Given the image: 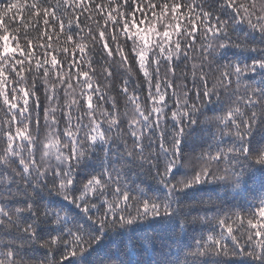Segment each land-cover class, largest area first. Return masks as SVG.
I'll return each mask as SVG.
<instances>
[{
    "label": "snow or ice",
    "instance_id": "1",
    "mask_svg": "<svg viewBox=\"0 0 264 264\" xmlns=\"http://www.w3.org/2000/svg\"><path fill=\"white\" fill-rule=\"evenodd\" d=\"M237 258L264 264V0H0V264Z\"/></svg>",
    "mask_w": 264,
    "mask_h": 264
},
{
    "label": "trees",
    "instance_id": "2",
    "mask_svg": "<svg viewBox=\"0 0 264 264\" xmlns=\"http://www.w3.org/2000/svg\"><path fill=\"white\" fill-rule=\"evenodd\" d=\"M185 2H187V0H185ZM24 15L27 16V13H25ZM81 20H83V17H81ZM88 23L91 24L92 22L89 21ZM23 31H24V29L21 28V32H23ZM29 35L30 36H37L38 33L30 31ZM37 42H47V41L46 40L45 41H34V44ZM52 45H53V48H56V49H62L63 47L68 46L65 43L63 35H60V36L53 35ZM96 47H97V53L98 54L94 57V59L99 61V60H101V56L99 55V45H97ZM191 55L193 56V60L188 62V66L181 65V67L176 70L177 77H180L183 80V83L186 84L189 89H191L193 86L192 78H191V70H190L191 69V63L192 62L199 63L198 59H196L197 53L193 52V53H191ZM58 58H60V57L58 56ZM236 59H243V57L240 56V53L238 52L237 49L230 48L227 50L226 53H224L223 57L220 58L219 62L225 63V62H228L231 60H236ZM214 67H215V65H214ZM112 70H113V78H112L111 84H112L113 94H115L116 90L119 89V87L121 86L122 76H121L120 70L118 68H116L115 66H113ZM96 71H97L98 78L102 82V76L100 75L102 72V68H101L100 64H96ZM182 72L188 74L187 79H184V77L181 76ZM215 75H216V73L214 71L212 73H210V76H209L210 81H211L212 77H214ZM139 78H140V74L137 72L136 75L132 79L138 80ZM257 79H258V77H257ZM249 83H251V82L249 81ZM131 86L132 85L130 84L129 87L131 88ZM38 94L41 96V102H42V106H43V102H44L43 91L41 90V92ZM221 99L224 100L225 102H227V98L224 95L221 96ZM117 100L119 101L121 108H123V106L126 104L124 97L122 95L117 96ZM168 103L170 106L172 105L171 100H169ZM106 107H110V106L106 105ZM209 107L213 108L215 110H218L220 105L213 104V105H209ZM205 111L207 112V115H209V116L213 115L212 111H208L207 109H205ZM201 119H202V117H201ZM129 143H130V141H129ZM93 159H95V158L93 157ZM146 168H147V165H145V169ZM122 179L127 181L130 185L141 184V182H143L142 186H144V187H147V186L152 185L154 183L153 180L145 174V170H142L138 166V163H131L130 167L124 170V173L122 174ZM249 187L250 188L255 187L258 189L259 178H257L256 184L249 183ZM45 195H47V194L45 193ZM210 196L213 200H216L218 203L222 202L225 206H227L228 204L233 202V194L227 190L226 186L225 187L217 186L216 189L214 191H211V192L192 191L189 193L188 202L193 203L194 201H198L199 199L208 200V198ZM249 198H251L250 195H249ZM186 211L190 212V217L195 216L197 214H202V213H198L196 208H193L191 210H186ZM209 215H211V213H209ZM195 234H198V232ZM188 243H190V244L194 243V241L191 239V236H189V238H188ZM43 254H44V250H40L39 252L35 253V255L39 256V257H43ZM230 264H252V262L249 260H246V259L237 258V259L230 261Z\"/></svg>",
    "mask_w": 264,
    "mask_h": 264
}]
</instances>
